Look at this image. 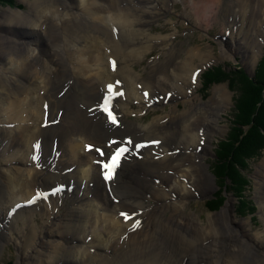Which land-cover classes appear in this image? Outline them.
Masks as SVG:
<instances>
[{
  "label": "bare ground",
  "instance_id": "obj_1",
  "mask_svg": "<svg viewBox=\"0 0 264 264\" xmlns=\"http://www.w3.org/2000/svg\"><path fill=\"white\" fill-rule=\"evenodd\" d=\"M211 1L195 2L199 13L222 8L220 0ZM80 4L35 0L29 13L14 11L0 22V56L14 63L0 65V158L8 166L0 168V216L48 209L74 190L67 221L52 224L64 228L60 236L68 243L23 234L21 264H264V235L251 234L250 222L232 226V201L207 223L187 214L196 193L213 187L203 159L212 147L210 127L231 101L227 89L216 88L208 104L192 103L183 113L176 107L147 126L123 120L134 100L147 107L195 98V60L208 62L209 55L188 49L181 61L151 66L144 79L129 62L161 43L145 36L163 13L160 1ZM118 147L128 148L123 167L107 179L97 161L110 162ZM128 170L140 176L124 179ZM256 179L264 203V159Z\"/></svg>",
  "mask_w": 264,
  "mask_h": 264
},
{
  "label": "rangeland",
  "instance_id": "obj_2",
  "mask_svg": "<svg viewBox=\"0 0 264 264\" xmlns=\"http://www.w3.org/2000/svg\"><path fill=\"white\" fill-rule=\"evenodd\" d=\"M33 1L35 0H0L1 24L7 20L5 16L9 15L10 17V14H14V11L24 14L29 13V4ZM47 1L50 2L52 0ZM61 1L68 2L74 6H80V3H82V0ZM100 1L104 3V0ZM159 1L163 8V13L147 26L146 29L149 36H145H147V39H156L161 43L156 44L147 54L136 53L131 56V59L134 60L129 62V66H132L131 68L135 74L141 75L142 78L146 79L150 75L151 66L181 61L186 58V51L188 49H204L210 58L208 62L204 63H201L198 59L195 60V76H198V73H200V80H196L197 90H194L195 93L193 95L191 94L192 97L195 95V98L191 100V97H189L186 100L184 97H181L175 101L168 99L163 102L155 101L154 105L147 104V107L144 101L134 100L130 111H125L127 115L124 116L123 120L127 123L131 122L147 126L158 118L168 116L176 107L178 112L183 113L186 109L194 106L192 103L197 106L208 104L214 97V90L216 88L227 89L231 101L221 108L217 117L218 125L210 127L215 129V132H212V147L206 153L204 152L203 159L212 177L213 187L204 195L196 193L195 198L188 205L187 214H196L200 217V222L202 220L207 223L211 216L221 213L228 205V202L232 201L234 215L231 217L236 222H233L232 226L234 228H241L240 222H250L249 228H251V231L249 232L253 233L255 237H259V235L263 236L264 203L260 201L257 193L256 177L258 167L264 159V151L261 152L258 158L250 162L248 171L246 170V175H244L248 177L250 183L245 193L247 197L245 202H248V205L250 204L249 209H253L255 215H249L247 213L248 209L241 212V205L243 203L235 196L238 186L234 180L229 179L227 183L229 187L226 186L225 189L220 187L219 181H217L213 174V164L220 142L225 140L232 131L235 102L241 94V89L244 88V82L238 76V71H243L250 78H254L261 61L264 59V4L261 2L259 7L254 4L255 0H220L222 8L212 14V12L204 11V13H199L198 9H201V7L199 8V5L195 2H200L201 0ZM213 3L214 0L211 1L212 5ZM254 6H256V10H254ZM217 13H219V19L216 18ZM13 18H16L15 15ZM248 33H253V41L248 39ZM14 35L22 39V42L29 41V35L26 37L23 35V31H15ZM238 40L241 41V45L240 43L238 45L235 43ZM151 46L153 47L154 45ZM178 51L181 52V55H179ZM2 64L8 68L14 65V63L9 61L6 62L5 58L0 56V65ZM219 70L222 71L219 72ZM217 100H220V98L217 97ZM117 120L121 121V118H117ZM19 148L23 149L22 147ZM128 155L130 157L135 154L131 152ZM7 167V163L1 157L0 168L7 169ZM118 167H123V165H118ZM132 173L133 171L130 170L125 171L122 177L126 179V176L130 177ZM136 173L132 174L131 177L139 175L138 172ZM73 192L74 190L72 189L69 196H60L58 198L60 201L57 202V204L59 203L58 205L52 204V207L48 205V209L37 207L38 211L34 212L35 214L23 213L18 216L15 212L8 215L7 219L2 214L0 216V220L2 218L0 221V241L3 243L0 244V264H21L23 262L25 250L20 243L25 240L22 238L27 234H35L40 238L43 236V240L46 243L53 240H56L57 243H68L67 239L60 236L64 228L52 224L59 223V220L67 221L70 210L73 208V198H71ZM49 201L48 199L47 204L50 203ZM149 202L148 200L146 203L154 204L153 202ZM210 207L214 209L209 210L212 209ZM51 208L52 213L50 212ZM167 214L170 216L171 213ZM6 237L8 240L5 239ZM260 242L264 244L263 239H260Z\"/></svg>",
  "mask_w": 264,
  "mask_h": 264
},
{
  "label": "trees",
  "instance_id": "obj_3",
  "mask_svg": "<svg viewBox=\"0 0 264 264\" xmlns=\"http://www.w3.org/2000/svg\"><path fill=\"white\" fill-rule=\"evenodd\" d=\"M238 76L244 88L235 102L232 131L216 150L213 174L223 189L229 187V179L234 180L238 186L235 196L244 205H241V212L248 209L249 215H255L254 210L249 209L250 204L245 202L250 183L244 175L250 162L264 151V59L254 78L243 71H238Z\"/></svg>",
  "mask_w": 264,
  "mask_h": 264
},
{
  "label": "snow or ice",
  "instance_id": "obj_4",
  "mask_svg": "<svg viewBox=\"0 0 264 264\" xmlns=\"http://www.w3.org/2000/svg\"><path fill=\"white\" fill-rule=\"evenodd\" d=\"M110 90H111V86H110ZM145 95H147V93H145ZM105 110L107 111V109H105ZM108 114L112 118L113 123H115L116 118L113 116L112 112L109 111ZM129 143H131V141H129ZM154 143H159V141H154ZM37 147H39V146L37 145ZM89 147H91V146H89ZM138 147H143V145H138ZM97 151H100V150L97 149ZM127 151H128L127 147H118L117 151L113 155H111L110 162L104 163L101 161H97V163H100L102 168L105 170V178H107V179L111 178V173L115 170L116 167H118L119 161H120L122 155ZM100 154L103 155V152H101ZM121 215H124L126 218H128L126 213H121ZM138 224H139V221H137V225Z\"/></svg>",
  "mask_w": 264,
  "mask_h": 264
}]
</instances>
